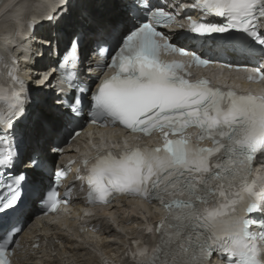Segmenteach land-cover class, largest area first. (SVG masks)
I'll return each mask as SVG.
<instances>
[{"label": "snow or ice", "instance_id": "1", "mask_svg": "<svg viewBox=\"0 0 264 264\" xmlns=\"http://www.w3.org/2000/svg\"><path fill=\"white\" fill-rule=\"evenodd\" d=\"M191 8L222 21H193V33L239 31L264 46V33L257 26L259 18H264V0H194ZM147 11L149 16L129 30L113 53L111 65H105L114 68L115 74L96 77L95 91L81 87L76 95L74 89L71 105L78 112L75 106L82 105L87 94L90 122L110 118L132 133L157 130L164 143L154 149H133L119 158L111 153L97 156L90 164L89 198L106 202L115 193L135 194L167 207L169 217L160 227L171 226L173 237L157 245L160 255L152 264H210L213 253L225 257L226 264H264V244L258 247L256 243L264 241V192L255 191L248 178L254 154H264V96L225 93L209 87L205 80L190 83L177 75L182 65L158 58L157 37H168L157 25L173 14L150 7ZM163 47L189 54L170 41ZM192 55L200 65L212 62ZM23 111L18 103L0 115V172L9 177L20 156L15 126ZM188 127L199 128L197 139H208L212 146L171 138ZM37 163L30 159L26 164L35 168ZM14 179L24 180L25 175ZM19 200L13 192L6 203L0 202V211L15 209ZM47 201L55 209L57 193H50ZM45 202L42 197L41 203ZM253 225L258 226L259 235L250 230ZM15 231L16 226H10L0 236V264H8V237Z\"/></svg>", "mask_w": 264, "mask_h": 264}, {"label": "bare ground", "instance_id": "2", "mask_svg": "<svg viewBox=\"0 0 264 264\" xmlns=\"http://www.w3.org/2000/svg\"><path fill=\"white\" fill-rule=\"evenodd\" d=\"M78 2V7H74L72 11L69 12L71 18H69L68 15L66 16L67 21H75V28L81 27L89 32H94L98 29L107 31L112 25L117 24L118 21H125L123 12L121 11V5L117 0H78ZM64 30L66 31V29ZM71 32H73V30H71ZM4 38L6 42H8V39L6 37ZM27 43L30 46V50L33 51L35 43L31 42L30 39H28ZM20 47V45H17L16 48L11 49L13 54L22 56V53H24V47ZM33 55L34 54L32 53L30 60H32ZM28 65L29 64L24 66L27 67ZM25 78L29 81L30 85L34 83L32 80L33 76ZM51 94L52 90L50 87L45 86L40 89V94L38 96L39 105L35 110L36 114L27 127V136L31 147H36L43 153L47 152V147H49V149L51 148L48 145H50V139L53 136V132H57L60 128V118L53 109L55 106L54 100L49 98ZM128 205L133 207L130 203ZM119 211H121V209L116 210V212ZM103 212L106 214V210ZM129 221L131 224L126 226L125 223ZM113 222L117 226L112 229L111 227H107V230L109 231H107L105 235H101L102 238H100L101 241L99 243L101 249L98 247L93 248V250L98 251L99 254H101L100 251H103L102 254L109 255L115 251V248L110 246L116 245L117 247V245L122 243L121 238L123 236L133 234L135 232L134 224L139 223V218L132 215L119 222L115 220H113ZM95 236L99 238L98 235H94V237ZM110 243H113V245H110ZM75 251L78 252L75 253ZM55 253L57 254V260L42 255L36 262L26 259L23 264H92L95 262L97 256L93 255L90 251H86L83 245L71 247L65 252L56 251Z\"/></svg>", "mask_w": 264, "mask_h": 264}, {"label": "rangeland", "instance_id": "3", "mask_svg": "<svg viewBox=\"0 0 264 264\" xmlns=\"http://www.w3.org/2000/svg\"><path fill=\"white\" fill-rule=\"evenodd\" d=\"M128 214V213H127ZM127 214H125V216L127 215ZM118 215H119V217H122V213H118ZM96 243H97V241H95ZM95 243V244H96Z\"/></svg>", "mask_w": 264, "mask_h": 264}]
</instances>
